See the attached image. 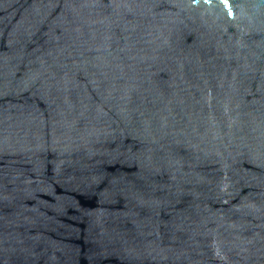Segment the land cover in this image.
<instances>
[{
	"label": "water",
	"instance_id": "95a60500",
	"mask_svg": "<svg viewBox=\"0 0 264 264\" xmlns=\"http://www.w3.org/2000/svg\"><path fill=\"white\" fill-rule=\"evenodd\" d=\"M0 264H264V0H0Z\"/></svg>",
	"mask_w": 264,
	"mask_h": 264
}]
</instances>
